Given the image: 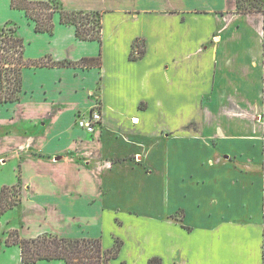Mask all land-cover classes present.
Instances as JSON below:
<instances>
[{"label": "crops", "instance_id": "obj_1", "mask_svg": "<svg viewBox=\"0 0 264 264\" xmlns=\"http://www.w3.org/2000/svg\"><path fill=\"white\" fill-rule=\"evenodd\" d=\"M60 3L99 12L102 42L80 40L59 13L54 33H39L0 0V25L18 26L27 59L102 58L25 68L20 101L0 105L20 110L19 138L0 154L17 162L16 207L38 214L20 235L57 226L106 249L119 239L112 264H264V13H239L235 0ZM98 105L88 133L77 121Z\"/></svg>", "mask_w": 264, "mask_h": 264}, {"label": "trees", "instance_id": "obj_2", "mask_svg": "<svg viewBox=\"0 0 264 264\" xmlns=\"http://www.w3.org/2000/svg\"><path fill=\"white\" fill-rule=\"evenodd\" d=\"M242 14L264 13V0H235ZM12 8L22 10L35 22L39 33L53 34L54 15L60 14L61 23L76 27V35L83 41L102 42L103 22L99 12H75L65 10L60 0L30 1L12 0ZM13 23L0 25V105L20 101L23 92V70L28 67L78 66L84 68L102 65L101 56L85 58L79 62H56L51 57L30 60L25 57L26 45ZM145 41L134 44L131 59L136 60L145 53ZM19 186L3 187L0 194V212L14 209L21 201ZM15 192V193H13ZM1 233V227H0ZM7 246L20 249L22 264L61 261L65 264H112L123 248V242L115 241L112 248H104L100 238H66L56 234H43L36 238H23L18 230L9 231ZM149 264H161L152 259Z\"/></svg>", "mask_w": 264, "mask_h": 264}, {"label": "rangeland", "instance_id": "obj_3", "mask_svg": "<svg viewBox=\"0 0 264 264\" xmlns=\"http://www.w3.org/2000/svg\"><path fill=\"white\" fill-rule=\"evenodd\" d=\"M28 85L31 83L30 77H28ZM27 104V102L23 103ZM19 111L17 106H9L1 107L0 108V154H7L12 148H14L15 140L18 139V135L16 132L18 127H16L15 122L19 117ZM24 122V121H23ZM6 160V161H5ZM10 160V156L1 157L0 158V194L3 187H10L11 185L15 184L17 181V162L14 160ZM18 185H20L18 183ZM15 193V192H13ZM37 214V213H36ZM35 212L29 210V207L26 206H18L14 209H11L5 213L0 212V264H22L21 263V255L20 249L17 246H7L6 239L9 231L17 229L20 234H25V232L33 231L34 224L32 225L33 228L28 226L23 230V226L28 222L32 221L35 222L38 219V214L36 215ZM43 227L45 223H42ZM56 226V225H53ZM56 227L49 228L48 230L57 231L61 235L60 229ZM111 230V233L117 230V228L113 225L107 224L106 230ZM45 230V229H44ZM96 234L97 232L93 230ZM105 232V230H104ZM53 233V232H50ZM31 234V233H30ZM22 236V235H21ZM113 240V237H108V232H106L105 243L106 246L110 244ZM37 264H65L61 261H52V262H39Z\"/></svg>", "mask_w": 264, "mask_h": 264}, {"label": "built area", "instance_id": "obj_4", "mask_svg": "<svg viewBox=\"0 0 264 264\" xmlns=\"http://www.w3.org/2000/svg\"><path fill=\"white\" fill-rule=\"evenodd\" d=\"M102 121V111L100 105H98L88 116L80 117L77 125L88 133H94L97 127L102 124Z\"/></svg>", "mask_w": 264, "mask_h": 264}]
</instances>
